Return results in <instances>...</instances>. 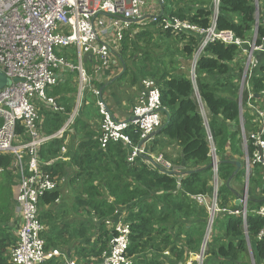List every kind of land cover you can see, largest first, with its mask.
Returning a JSON list of instances; mask_svg holds the SVG:
<instances>
[{
  "label": "built area",
  "instance_id": "2783aa9c",
  "mask_svg": "<svg viewBox=\"0 0 264 264\" xmlns=\"http://www.w3.org/2000/svg\"><path fill=\"white\" fill-rule=\"evenodd\" d=\"M165 2L0 0V71L8 79L7 84L0 89V156L10 159L7 166L0 167V174L9 172L16 176L12 188L14 223L11 225V229L16 225V237L6 251L10 264H45L48 260L62 256L58 249L46 247L39 200L64 183V177L55 175L54 164L65 160L63 152L67 146L62 145V153L49 158L41 156V148L52 140L62 139L64 142L68 139L80 116L84 95L88 90L96 97L95 105L101 115L97 136L101 149L106 148L108 143H119L128 150V163L143 156L145 159L150 158L148 161L151 164L166 172L176 168L164 153L149 152L148 143L153 132L167 119L157 80L154 77L140 79V92L133 100L127 119H117L111 113L106 105L105 94L94 84L105 70L118 69L119 62L123 61L120 58L121 45L126 36L132 39L137 33L151 28L169 32L177 38L189 35L198 38L187 77L194 87L207 131V114L197 92L196 63L210 44L235 46L237 55L232 65L240 68L235 82L239 94L237 102L243 148L240 162L246 176L244 185L248 186V176L254 165L259 166L264 173V108L252 100L258 97L249 84L255 71L262 70L264 73V34H259V28L264 29V10H260V0H253V33L247 38L236 36L232 30L217 28L221 0H211V14L206 27L186 18L164 14ZM87 61L90 64L89 71ZM72 78H76L75 104L59 129L46 133L41 110L47 111L50 116L66 113L64 104L48 91ZM246 110L251 116L254 115L249 124L252 129L247 131L243 118ZM130 131L138 133L137 142L129 135ZM208 140L212 191L210 196H196L198 202L206 207L208 218L200 247L195 253L189 252L186 264H205L213 224L222 213L240 216L243 224H246L250 215L264 219V206L248 212L246 186L244 192H239V205L235 204V197L225 206H219L218 157L211 136ZM115 212L117 214L119 209ZM125 216L104 220L111 227L110 239L97 264H133L127 253L130 227ZM261 237H264V225L257 234V238ZM63 264L79 263L65 258Z\"/></svg>",
  "mask_w": 264,
  "mask_h": 264
},
{
  "label": "trees",
  "instance_id": "16d2710c",
  "mask_svg": "<svg viewBox=\"0 0 264 264\" xmlns=\"http://www.w3.org/2000/svg\"><path fill=\"white\" fill-rule=\"evenodd\" d=\"M176 1L166 0L163 13L189 19L204 27L208 26L211 0H182L189 4H178ZM172 5L174 7L170 8ZM254 12L253 0H221L217 28L232 30L236 36L247 38L253 28ZM259 32L263 35L264 29L259 28ZM142 33L144 36H141ZM138 36L145 39L150 48L157 46L149 42L154 37L158 40L170 39L173 47L168 62L170 66L175 67L173 72L172 67L167 70L163 62L157 65L152 61L151 56L149 59L147 56L149 54L145 55L151 61L148 62L151 65L147 66L145 57L138 55L139 57H132L140 64L135 67L136 74H131V78L135 80L137 76L139 79L154 77L157 80L162 108L167 118V123L157 135H163L179 146L180 151L175 158L164 154L176 168L166 172L151 164L148 161L150 158L145 159L143 156L128 163L126 160L128 150L119 143H108L106 148L101 149L97 140L81 141L71 151L72 161L79 167L77 177H81V193L86 195L78 200V205L88 213L93 211L99 219L114 216L116 209L125 210V220L130 227L127 253L128 256L135 258L134 264H185L189 252L198 251L208 218L206 207L198 202L196 196H210L212 191L209 136L214 142L218 157L219 206H225L229 198L233 199L231 182L234 179L240 180L244 176V168L240 167L236 171V166L232 163L239 159V153L234 152H237L240 142L235 82L238 76L237 70L240 68L232 65L237 49L233 45L213 43L205 48L204 53L197 60V92L207 114L209 124L207 131L187 71L184 73L183 70H178L179 56H182L184 67L192 61L198 38L193 35L177 38L169 32L163 33L153 29L152 32L149 30L139 32L131 40L130 45L127 42L128 36L122 42L123 61L128 60L123 55L134 54L132 46L136 44L135 40ZM263 74L262 70L255 71L249 80L252 92L258 95V98L252 100H256L262 109L264 108ZM58 88L55 87L52 92H57ZM71 90L75 89L71 88ZM68 111L66 108V113ZM252 117L254 115L251 116L248 110L244 112L246 130L252 129L249 125ZM50 118L45 127L46 133H51L52 126L58 127L64 119L61 114ZM1 123L0 119V125ZM129 135L134 142L138 141V133L130 131ZM262 139L264 140V134ZM59 142L52 140L46 143L41 148L42 157L56 155L59 151L56 145ZM155 146H151L150 150L153 151ZM233 153L237 154L234 160L232 157H227L232 156ZM9 160L8 156H0V167L7 166ZM60 170H56L55 173H59ZM234 172L236 173L232 177ZM3 174L9 172L0 175ZM256 175L262 180L257 179ZM252 178L253 185L261 187L263 199L249 198L248 205L250 203L258 208L264 206V177L260 176L257 165L253 166V174L249 181ZM58 189L44 194L39 200V205L54 204L59 199ZM45 217H49V214L40 212V219ZM263 225L264 219L257 215H250L246 224H243L241 217L237 215L222 213L217 216L213 224L205 264H264V237L257 238ZM105 228L104 224L100 225L103 233L107 232ZM86 229L83 224L82 229L75 230L74 235L83 238L89 231ZM7 233L8 229L4 228L0 216V264H4L2 260L4 252L1 251H6V247L12 243V240H8ZM43 237L45 240L49 238L47 235ZM46 247L48 248L47 245ZM104 248L101 245L100 250L93 251L94 257L100 255ZM165 251L169 252L167 256L163 254ZM94 261L96 262V259ZM61 263L51 259L45 264Z\"/></svg>",
  "mask_w": 264,
  "mask_h": 264
},
{
  "label": "crops",
  "instance_id": "0c3cea01",
  "mask_svg": "<svg viewBox=\"0 0 264 264\" xmlns=\"http://www.w3.org/2000/svg\"><path fill=\"white\" fill-rule=\"evenodd\" d=\"M148 1L150 3L153 2V0ZM260 3V5H262L261 8H264V0H260ZM126 57L128 58V60L119 62L118 69H107L102 73L100 77L97 78V80L94 81V84L102 90V93L105 94L107 99L106 105L109 107L111 113L117 119H127L129 117L133 100L135 96L140 92V79L138 78V76L136 77L137 79L135 78V80L131 78V74H136V72H134L135 67L140 63H137L136 58H130L129 56ZM178 60L181 61L182 56H179ZM180 64L185 65L183 62H181ZM87 67L89 69V62H87ZM188 67H190V63L189 65H186L185 68L188 69ZM183 72L185 73L186 70H183ZM75 81L76 78H72L70 80L60 82L49 92L50 95L55 96L58 101H61L64 104L65 108H68L69 111L67 113L61 114L63 118H65V116L72 110L75 104V90H71V88L75 89ZM55 87L59 88L57 92L53 93L52 91ZM95 99L96 97L89 90L85 93L84 104L83 106H81L79 118L76 119L75 124L72 127V133L69 134V136L67 137L68 139H65L64 142L62 139H60V142L58 143V145H56L57 149L59 150L56 154L62 153V145L67 146V150L63 152L65 160L54 164V172L61 169L59 173L57 172L55 173V175L62 176L65 178V181H70L72 183V186L70 184L68 186L73 190V207L71 206L69 211L66 208H63L61 189H58L59 199L54 204H45L40 207L41 213L45 212L47 213V215L49 214V217H45V219L41 218L45 228L43 235H47L49 237L47 240H45L47 243L46 245L48 246V248L58 249L62 253V256L53 258L55 262L58 263H63L65 258L77 260L79 264L99 263L100 256L106 249L108 241L110 239L111 227L106 225L104 223V220L107 218L118 219L119 217H124V214L126 215V213L124 212L125 210L119 208V212L117 214H115L116 212H114V216H110L107 218L102 217L101 219H99V217H97V215H95L93 211L88 213L83 207L81 208L78 205V200H80L82 197H86V195L84 193H81V177H77L79 167L72 161L71 151L73 150V147L77 146V144H79L81 141L97 140L98 126L101 120V115L99 114L98 108L95 105ZM40 113L44 122V126L47 127V120L51 119L50 117L52 116H50V114H48V112L43 109ZM62 124L60 123L58 127L52 126L53 131L59 129ZM148 145L149 152L151 154H156L154 152V149L157 148V150H159L158 152H162L170 157L175 158L180 151L179 146L175 142L164 137L163 135L154 134ZM153 145L156 146L152 151L150 150V147ZM227 157H232V159L236 158L233 157V155ZM235 161L240 162V159ZM241 167L243 166L241 165ZM237 181L239 180L234 179L233 182H231V187L233 190L241 193L243 188H240V184H237ZM76 186L79 189H76ZM253 190L259 191L260 195L262 196L260 186L253 187ZM235 197L236 196L234 195L233 198ZM55 209H59V211L55 212ZM83 211L87 215V218H82L81 214ZM78 215L80 218L77 220L76 217H78ZM73 219L75 220L74 222ZM91 221L96 223L95 231L90 228V231H87L83 238L74 235L75 230H81L83 224H89ZM102 224H104L106 227L105 230L107 232L105 233H103L100 229V225ZM92 239L93 241H91ZM101 245L105 248L101 252V254L95 258L93 251L100 250ZM94 259H96V262L94 261ZM134 259L135 258L133 257V264Z\"/></svg>",
  "mask_w": 264,
  "mask_h": 264
},
{
  "label": "rangeland",
  "instance_id": "374dc122",
  "mask_svg": "<svg viewBox=\"0 0 264 264\" xmlns=\"http://www.w3.org/2000/svg\"><path fill=\"white\" fill-rule=\"evenodd\" d=\"M180 1L181 2H179V0H177L176 3H178V4L179 3L189 4L187 1H184L187 3L182 2V0H180ZM168 2H170V1H168ZM260 6L262 7V5H260ZM172 7H174V5H172L170 8H172ZM163 9H165V8H163ZM260 10H264V8H260ZM147 30H149V32H152V29H150V28ZM252 33H253V31H251V34ZM141 36H144V34L142 33ZM151 37H153V36H151ZM132 39L127 38V42L129 43V45H130ZM148 39H150V38H148ZM149 42H151V44H157V46H152L153 48H150V46L147 45V43L145 42V39L139 38V36H138L135 40L136 44H133V46H132L134 49V54L130 53V55H129L130 58H132L133 56L137 57L138 55H143L145 57V55L149 54V55H147L149 57V59L152 58V61H154L157 65H159V63H162V62L165 63L167 70L170 67H172L171 71L173 72L175 67L170 66V64H168L169 60L171 59L172 48H173L172 45L170 44V42H171L170 39L166 41L165 39H159L158 40V39H156V37H154V39L152 41H149ZM167 42H168V46H167ZM174 53L176 54V52H174ZM123 56H127V55L125 54ZM150 56H151V58H150ZM112 58H113V55H111L110 59H112ZM145 59L147 60V61H145L146 64L148 62H151L146 57H145ZM181 62H183V60H181L180 63ZM150 65L151 64L148 63L147 66H150ZM188 69H189V67H188ZM188 69L186 70V68L182 64H179V66H178L179 71L186 70L188 73ZM236 92H237V95H239L237 89H236ZM237 126L239 129V138H240V122L238 123ZM244 126L247 127V124L245 123ZM247 130H250V128ZM158 151L159 150H157V148L154 150L155 153H160ZM236 151L237 152H234V153H239V159H240V157L243 156V148L241 146V140L238 144V149H236ZM234 153H233V157H236L237 154H234ZM257 167H258V170L260 172V176L263 178L264 173L262 172V169L259 166H257ZM252 174H253V170H252L251 174L248 176V186L246 184L244 185V180L246 178L245 174H244V176H242L240 178L239 181H237L238 182L237 184H240V188H243L242 192H244V186H246L247 202L249 201V198H256V199L259 198V200L263 199V197L260 195L259 191L253 190V187H255V186L259 187L258 185H253V178L249 181ZM256 176H257L256 177L257 179H259L260 181L262 180V179H260V177L258 175H256ZM10 181H12V182H10ZM15 182H16V176L12 173L0 175V216H1V220L3 222L4 228L8 229V233H7L8 240H12L14 237H16V225L13 226L14 227L13 229H11V225L14 223L13 218H12L13 209H14L13 208V202H12V188H13ZM69 184L71 185L72 183L70 181H64V183L59 187V189H61V194H62L63 208H66L68 211H69L71 206L73 207L72 202L74 200L73 194H72L73 190L69 188V186H68ZM77 186H76V189H79ZM230 200H231V198H229V202H230ZM40 207L41 206L39 205V210L41 211ZM255 209H257L256 205H251L249 203L248 212H250L251 210H255ZM58 211H59V209H57V210L55 209V212H58ZM81 216H82V218H87V215L85 214L84 211L82 212ZM76 218L78 220L80 218L79 215ZM74 221L75 220L73 219V222ZM73 222H71V223H73ZM95 225H96V223L91 221L89 224L85 223V228H87L88 230L91 228L93 231H95ZM14 230H15V233H14ZM6 244L8 245V243H6ZM250 245H252V243ZM6 251H7V247H6ZM6 251L5 250L1 251L2 253L4 252V254L2 255V260H3L4 264H8V263L10 264V262L8 261L7 256H6Z\"/></svg>",
  "mask_w": 264,
  "mask_h": 264
},
{
  "label": "water",
  "instance_id": "95a60500",
  "mask_svg": "<svg viewBox=\"0 0 264 264\" xmlns=\"http://www.w3.org/2000/svg\"><path fill=\"white\" fill-rule=\"evenodd\" d=\"M7 82H8L7 77H6V76L0 71V89L3 88V87L7 84ZM256 96L258 97V95H256ZM166 123H167V120H165V122L160 126V128H158L156 131L153 132L152 136H153L154 134L159 133V132L162 130V128L165 126ZM232 163L235 164V166H236V171H237L238 169H240V167H241V162H239V161H233ZM235 173H236V172H234V174L232 175V177L235 175ZM230 180H231V178L227 181V184L230 182ZM233 192H234V195H235L236 198H237L235 204H236V205H239V201H240V198H241V194H240L238 191H235V190H233Z\"/></svg>",
  "mask_w": 264,
  "mask_h": 264
},
{
  "label": "bare ground",
  "instance_id": "6f19581e",
  "mask_svg": "<svg viewBox=\"0 0 264 264\" xmlns=\"http://www.w3.org/2000/svg\"><path fill=\"white\" fill-rule=\"evenodd\" d=\"M189 65V64H188ZM184 66V65H183Z\"/></svg>",
  "mask_w": 264,
  "mask_h": 264
}]
</instances>
